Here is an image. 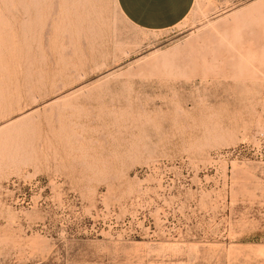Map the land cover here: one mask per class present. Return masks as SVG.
<instances>
[{
    "label": "rangeland",
    "instance_id": "1",
    "mask_svg": "<svg viewBox=\"0 0 264 264\" xmlns=\"http://www.w3.org/2000/svg\"><path fill=\"white\" fill-rule=\"evenodd\" d=\"M0 264H264V0H0Z\"/></svg>",
    "mask_w": 264,
    "mask_h": 264
},
{
    "label": "crops",
    "instance_id": "2",
    "mask_svg": "<svg viewBox=\"0 0 264 264\" xmlns=\"http://www.w3.org/2000/svg\"><path fill=\"white\" fill-rule=\"evenodd\" d=\"M123 17L136 28L162 31L180 24L195 0H115Z\"/></svg>",
    "mask_w": 264,
    "mask_h": 264
},
{
    "label": "bare ground",
    "instance_id": "3",
    "mask_svg": "<svg viewBox=\"0 0 264 264\" xmlns=\"http://www.w3.org/2000/svg\"><path fill=\"white\" fill-rule=\"evenodd\" d=\"M234 19H235V17H234Z\"/></svg>",
    "mask_w": 264,
    "mask_h": 264
}]
</instances>
